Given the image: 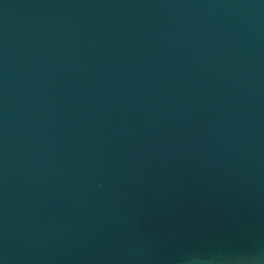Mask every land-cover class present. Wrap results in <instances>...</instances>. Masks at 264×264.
Segmentation results:
<instances>
[{"label":"water","instance_id":"obj_1","mask_svg":"<svg viewBox=\"0 0 264 264\" xmlns=\"http://www.w3.org/2000/svg\"><path fill=\"white\" fill-rule=\"evenodd\" d=\"M0 264H264V0H0Z\"/></svg>","mask_w":264,"mask_h":264}]
</instances>
